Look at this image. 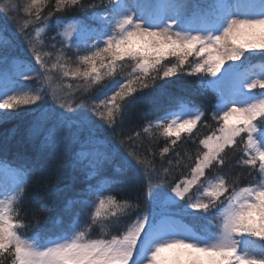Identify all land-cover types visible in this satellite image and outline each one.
Returning <instances> with one entry per match:
<instances>
[{"label": "snow or ice", "instance_id": "obj_1", "mask_svg": "<svg viewBox=\"0 0 264 264\" xmlns=\"http://www.w3.org/2000/svg\"><path fill=\"white\" fill-rule=\"evenodd\" d=\"M26 115L40 159L0 158V264H264V0H3L0 122ZM60 151L42 226L29 188Z\"/></svg>", "mask_w": 264, "mask_h": 264}, {"label": "trees", "instance_id": "obj_2", "mask_svg": "<svg viewBox=\"0 0 264 264\" xmlns=\"http://www.w3.org/2000/svg\"><path fill=\"white\" fill-rule=\"evenodd\" d=\"M0 2H3V0H0ZM20 2L24 3V0H20ZM85 2L87 3L88 0H85ZM50 9L51 6L46 11ZM92 11H94V9H86L84 12H79L76 9H73L66 14L60 15L71 16L76 14L82 16ZM53 34L54 32L48 33L49 36ZM196 87V80L185 76L173 78L172 83L169 85V90L178 95H190ZM101 90V88L97 87L91 95H96ZM207 96L208 99L205 100V103L208 104L210 108L211 105L215 103V99L210 92ZM191 98L197 103L201 100L199 95L192 96ZM155 107V104H150L147 101L137 103L130 110L134 123L143 124L145 120L154 118L157 114ZM32 119L33 117L31 115H26L0 122V158L7 159L14 163L23 161L24 159H40L37 155L36 143L32 141L27 134L29 122ZM160 146H163V141L160 142ZM189 148L194 149V146L189 145ZM184 171L187 170L184 169ZM73 175L70 153L67 151H60L52 155L50 158L46 157L44 171L42 173H37L29 188L31 196L26 205L29 217L32 215V210L37 199H40L41 202L46 201L48 206L53 209L52 212L43 214L42 216L41 224L42 226H47L51 218L56 215L63 196L65 194L70 195V193L51 192L49 189L52 187L65 189L66 186H71L73 184ZM185 223L191 222L185 220Z\"/></svg>", "mask_w": 264, "mask_h": 264}]
</instances>
